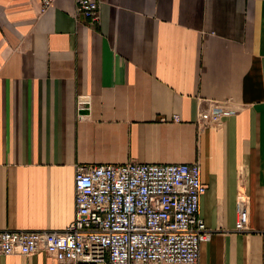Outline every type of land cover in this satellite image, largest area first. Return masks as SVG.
Returning a JSON list of instances; mask_svg holds the SVG:
<instances>
[{
  "label": "crops",
  "instance_id": "crops-1",
  "mask_svg": "<svg viewBox=\"0 0 264 264\" xmlns=\"http://www.w3.org/2000/svg\"><path fill=\"white\" fill-rule=\"evenodd\" d=\"M100 2L88 25L75 0H0V230L64 231L80 165L198 163L200 264H264V0ZM215 101L237 113L211 124Z\"/></svg>",
  "mask_w": 264,
  "mask_h": 264
},
{
  "label": "built area",
  "instance_id": "built-area-1",
  "mask_svg": "<svg viewBox=\"0 0 264 264\" xmlns=\"http://www.w3.org/2000/svg\"><path fill=\"white\" fill-rule=\"evenodd\" d=\"M56 0H42V11ZM100 0H76L75 16L100 20ZM211 124L235 115L214 103ZM82 118L91 99L81 96ZM179 122V116H175ZM207 187L193 164H90L77 167L75 218L64 231L0 230V256L41 252L56 264H200L201 245L212 237L200 217ZM247 197L237 199L236 232L249 230Z\"/></svg>",
  "mask_w": 264,
  "mask_h": 264
},
{
  "label": "rangeland",
  "instance_id": "rangeland-1",
  "mask_svg": "<svg viewBox=\"0 0 264 264\" xmlns=\"http://www.w3.org/2000/svg\"><path fill=\"white\" fill-rule=\"evenodd\" d=\"M75 3H76V0H75ZM53 5H54V4H53ZM75 11H76V10H75ZM219 102H224V101H215V102H212L211 113H212L213 108H214V105H213V104H214V103H219ZM225 103L227 104V102H225ZM227 105H228V104H227ZM227 108L232 110V108H231L229 105L227 106ZM233 110H234V109H233ZM211 113H210V115H211ZM224 119H225V118H224ZM224 119H223V120H224ZM223 120H222V121H223ZM222 121H221L220 123H222ZM220 123H219V124H220Z\"/></svg>",
  "mask_w": 264,
  "mask_h": 264
}]
</instances>
